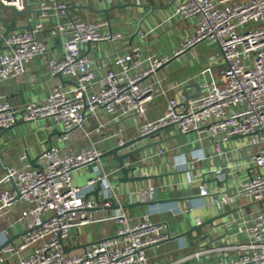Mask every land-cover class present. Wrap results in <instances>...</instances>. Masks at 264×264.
<instances>
[{
	"label": "built area",
	"instance_id": "built-area-1",
	"mask_svg": "<svg viewBox=\"0 0 264 264\" xmlns=\"http://www.w3.org/2000/svg\"><path fill=\"white\" fill-rule=\"evenodd\" d=\"M29 2L36 3L40 20L5 38L6 49L0 51V83L21 76L29 62L47 52V43L40 38L43 20L51 21L50 36L61 37L63 47L59 59L49 60V70L73 83L58 86L43 103H30L20 109L0 94V128L10 127L19 118L23 122L52 118L63 127L58 138L62 143L71 132L82 128L90 116L104 110L118 121L120 146L130 140L126 139L127 126L136 130L134 138L151 136L152 141L165 140L168 136L165 132L172 129L186 141L172 157V168L185 171L189 185H194L197 182L191 174L195 165L213 161L211 167L203 170L202 177L216 172V176L210 175V180L217 178L221 185L216 182L209 185L203 178L197 185L198 199L207 200L218 213L238 207L234 213L239 215L232 222L238 224V232L244 236L241 242L231 239V244L215 243L213 249L197 252L193 264H264V0H169V11L158 28L176 20L196 21L193 33L184 38L172 58L155 54L143 58L142 48L134 45L127 53L107 59L99 66L83 53V45L121 41L126 37L124 33L107 30L106 18L71 19V0ZM113 2L109 0L110 4ZM6 8L24 11L26 0H0V11ZM157 27L138 31L139 38L148 40ZM203 42L218 45L219 53L214 58L220 63L217 69L208 66L194 80L173 84L159 76L171 59L180 58ZM112 65L119 69H113ZM193 83L198 85V91L192 94ZM162 95L170 96L164 115L147 120L148 105ZM104 129L106 123L99 122L97 132ZM234 138L236 147L227 149L226 145ZM208 145L212 148L210 155L205 152ZM153 148L155 153L142 156L144 151L124 161L127 168L135 169L134 176L160 178L161 174L154 175L146 164L167 155L169 148L164 143ZM239 152L245 169L249 170L243 176L233 163ZM102 154L96 146L78 153L68 145L64 149L50 146L42 154L40 167L27 164L22 169L7 168L0 180V212L8 215L19 201L28 207L18 220L24 232L20 243L15 245L11 241L10 231L2 234L0 263L15 257L14 264H149V249L172 237L169 225L153 221L149 212L134 221L118 202L109 174L99 168H94V176L85 187L73 183V172L97 164ZM215 163L225 167L214 168ZM223 168L228 178L226 187L221 189L226 179L220 174ZM11 179L17 191L12 188ZM98 184L102 206L110 209L114 203L118 205L108 218L118 225L117 235L93 244L82 254L66 252L71 232L96 222L90 210L100 205L87 198V194ZM170 185L141 188L135 192L136 201L149 203L155 189L174 191L168 190ZM172 186L175 188L174 182ZM242 200L246 206L239 203ZM173 204V212L197 211L193 200ZM195 220L198 226L203 225L201 216ZM212 253L224 257L207 261V254ZM186 261L174 264H189Z\"/></svg>",
	"mask_w": 264,
	"mask_h": 264
},
{
	"label": "crops",
	"instance_id": "crops-1",
	"mask_svg": "<svg viewBox=\"0 0 264 264\" xmlns=\"http://www.w3.org/2000/svg\"><path fill=\"white\" fill-rule=\"evenodd\" d=\"M74 2L77 5L90 6L96 10L123 6L111 11L109 17L112 30L114 32H122L126 37L117 42L91 43L82 47L83 53L93 61L95 66H99L107 59H115L127 53L134 45H139L142 48L143 58L154 54L172 58L174 51L184 38L193 33L196 24L195 20L185 22L176 20L167 26L158 28V24L167 16L169 11V0H140V4H137L136 0H114L113 4H110L109 0H74ZM30 4L29 8H37L33 6L36 4L35 2H30ZM0 17L9 22L13 17V13L4 9L0 11ZM70 18L95 20L97 18H105V16L91 10L73 9L71 10ZM39 20L38 13L30 16H19L17 18V26L20 29L28 28L30 24L33 25ZM43 24L44 31L41 33L40 38L47 43V52L29 62L26 72L21 76L0 83V94L5 95L16 109H20L30 103H43L54 92L55 88L61 85L67 87L73 83L71 79L60 78L53 75L49 70V60L59 59L63 54L62 39L61 37L50 36L52 28L50 20H43ZM155 27L157 28L148 40L142 41L139 38L138 31H148ZM4 31V24L0 21V40ZM218 53L219 47L217 44L200 43L192 51L162 68L159 76L165 77L168 84L194 80L208 66H213L215 69L220 66L219 62L214 61ZM112 68L115 70L119 69L114 65H112ZM214 74L217 75L216 70ZM197 91L198 88L194 86L190 89L192 94ZM170 96H173V93ZM170 96H159L149 104L145 115L146 119L153 121L163 116ZM18 122L19 125L9 130L0 139V154L3 157V166L6 169L11 167L22 169L27 164L34 168L40 167L43 164L42 154L50 146L64 149L68 145L75 153L85 148L96 146L105 153L112 146L118 145V121L113 115L107 114L104 110H99L97 116H90L82 128L71 132L69 139L62 143L59 142L58 138L63 133V127L52 118L32 122H23L19 118ZM99 122L106 123V129L100 133L97 132ZM165 133L168 136L164 140V146L169 148V153L163 157H157L146 164L149 169L152 168L154 175L157 173L161 174L160 178L135 183H123L120 181L122 175L113 158L110 157L101 159L95 165L75 170L73 172L74 185L85 187L88 180L94 176V168H99L109 174V182L118 195V202L123 206H133L138 203L135 192L141 188H149L152 185L171 184L169 186L171 188H168V190L174 189V191L196 188L198 184L202 183L203 170L211 167L214 162L207 160L203 165L200 163L196 164L191 175L197 183L189 185L187 173L185 171H177L174 167L172 168V157L185 144V138L178 133H174L172 129ZM172 133L173 136H170ZM136 135V130L127 126L126 139H132ZM236 145V139H232L226 145V148L233 149ZM205 152L207 155L212 154L210 145L205 148ZM152 153H155L154 148L146 150L142 156ZM238 155L237 161L233 162L234 167L240 170L242 176L249 174V170L245 169L246 166L240 158V156L242 157V152H239ZM31 160H33V164ZM4 175L5 173L0 169V180ZM207 180L210 181V176L207 177ZM173 182L175 183V188L172 186ZM207 183L210 185V182ZM225 187L223 184L221 189ZM1 190L2 187L0 188ZM87 198L95 199L99 202L100 208L97 207L98 209L90 211L96 222L71 232V238L66 245L67 250L71 253L82 254L87 249H90L93 244L105 238L114 237L118 232V225L108 219L112 214V209H106L102 206L101 190L98 191V187H96L94 191L87 194ZM193 201L197 208L194 214L173 212V205L175 204L173 202L126 207L127 213L134 221L149 212L153 221L166 222L169 225L172 236L185 234L177 240L167 241L150 248L148 251L149 264H174L185 259H187V263L193 264L196 263L193 258L194 254L213 249L215 243L217 245L222 243L228 245L231 244V239L238 242L244 239V236L238 232V224L232 222L239 215L237 212L234 213L238 207L218 213L205 199H193ZM239 203L243 206L247 205L244 200ZM27 207V203L19 201L13 206L8 215L0 212V238L8 230L11 233L12 242L15 245L20 243L24 232L18 220L21 217V212ZM196 216L202 217V226L196 224ZM222 257L224 255L221 253H212L207 254L205 259L210 261ZM14 263L15 257H10L0 264Z\"/></svg>",
	"mask_w": 264,
	"mask_h": 264
},
{
	"label": "water",
	"instance_id": "water-1",
	"mask_svg": "<svg viewBox=\"0 0 264 264\" xmlns=\"http://www.w3.org/2000/svg\"><path fill=\"white\" fill-rule=\"evenodd\" d=\"M72 1V6L70 7V10L73 9H84V10H91L93 12H96L98 14H103L105 16V18L107 19V21L109 22V31L112 32V28H111V21H110V17L109 14L111 11L115 10V9H119L120 7L123 6H114L111 8H107V9H101V10H96L93 7L90 6H82V5H77L74 0ZM26 5L27 8H29L31 6L29 0H26ZM35 6V5H33ZM7 10H10L13 13V17L12 19L8 22L6 20H4L3 18L0 17V21L4 24L5 27V31L3 34L2 39L0 40V51L6 49V47L4 46V40L6 37H8V35L11 32H14L16 30H19L20 28L17 26V18L19 16H30L34 13H39V10L37 8H29L26 9L24 11H18L15 8H6ZM31 27V24L28 26ZM175 59H171L169 64L172 63ZM56 76L62 78V76L60 74H57ZM189 87V86H188ZM194 87L198 88L197 84H194ZM187 88H185L186 90ZM19 125V122L16 121L14 124H12L10 127L8 128H0V139L12 128H14L15 126ZM168 128V127H167ZM163 130V129H162ZM156 132L157 136H160L161 131ZM240 138H243L242 136ZM152 137L151 136H139L133 139H130L128 141H126L123 145H114L112 146V148L108 151L102 154L101 159H106V158H113L116 166L118 167L120 174L122 175V177L120 178V181L123 183H135V182H142V181H146V180H152V179H156L159 178L158 176H134V168H127L124 165V161L132 156L135 155H139L142 154L144 151L152 149L153 147H155L156 145L159 144H163L164 140L161 141H152L151 140ZM236 139V138H234ZM31 163L33 164V160H31ZM225 167V164H219V163H215L214 164V168H219V167ZM0 169L6 173L7 169L4 168L3 166V157L0 154ZM220 174H224L226 179L222 182L223 184H226L227 182V178H228V172L226 170V168H223L220 172ZM210 175H217L216 172H210L208 174H205L203 176L204 181L205 182H216L218 185H221V182L217 179L214 178L212 180H207L206 177L210 176ZM11 184L14 188V191H17V186L16 183L13 179H11ZM100 190V184H98V191ZM199 189L193 188V189H186V190H180V191H171V192H161L159 189H155V193H154V198L151 202L149 203H145V202H138L136 204H134L133 206H124V208H130V207H134V206H149V205H155V204H161V203H165V202H181V201H186V200H193V199H198L199 198ZM20 198V195L17 196V199ZM99 204V202H97ZM118 207L117 204H113V206L110 209H114ZM100 208V207H98ZM98 208H94L92 210L98 209ZM91 211V210H90ZM201 228V227H198ZM185 234H180L177 236H172L168 241H172V240H177L181 237H183ZM12 241V240H11ZM66 252H70L69 250H66Z\"/></svg>",
	"mask_w": 264,
	"mask_h": 264
},
{
	"label": "rangeland",
	"instance_id": "rangeland-1",
	"mask_svg": "<svg viewBox=\"0 0 264 264\" xmlns=\"http://www.w3.org/2000/svg\"><path fill=\"white\" fill-rule=\"evenodd\" d=\"M92 15L94 16V14H92ZM217 75H218V74H217ZM217 75H216V76H217ZM169 130H170V128H169V129H167V131H169Z\"/></svg>",
	"mask_w": 264,
	"mask_h": 264
}]
</instances>
